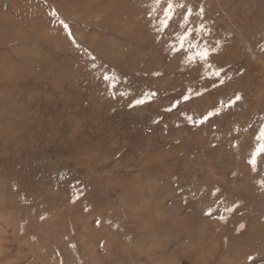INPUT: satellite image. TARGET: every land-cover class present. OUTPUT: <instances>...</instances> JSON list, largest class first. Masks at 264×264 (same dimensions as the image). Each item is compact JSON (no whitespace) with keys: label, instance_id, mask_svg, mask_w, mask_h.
Segmentation results:
<instances>
[{"label":"rangeland","instance_id":"obj_1","mask_svg":"<svg viewBox=\"0 0 264 264\" xmlns=\"http://www.w3.org/2000/svg\"><path fill=\"white\" fill-rule=\"evenodd\" d=\"M171 3L0 0V264L113 257L154 231L188 245L174 264H264V0ZM123 196L194 237L115 219Z\"/></svg>","mask_w":264,"mask_h":264},{"label":"bare ground","instance_id":"obj_2","mask_svg":"<svg viewBox=\"0 0 264 264\" xmlns=\"http://www.w3.org/2000/svg\"><path fill=\"white\" fill-rule=\"evenodd\" d=\"M133 199L135 200L125 198L124 196L118 198V200L115 202L114 208L112 209L115 219H119V217L121 216V214H119V208L127 217L126 220L128 221L133 220L138 216L140 217L141 221V219L144 217L145 221L143 220L141 223L145 222L144 224L145 226L147 225L146 227L156 222H160L162 219H169L173 216V210L170 208L161 209L160 206H156L153 208L152 203L145 198ZM117 206L119 208H117ZM168 219L163 222L165 224H162L168 226H175V224L182 225L179 233L181 238L189 239L191 237H194L193 235L196 231H194L193 233L185 220L175 219L173 221H169ZM157 236L158 233L155 231L150 236L140 234L143 242H141V240L139 239L134 244L135 252L131 251L128 253V249H121L119 250V252H117L118 255L113 257L108 256L107 258H100L94 250L88 249V247L86 248V260H84L82 263L76 262V264H174V257L176 256V254L186 252L189 249L188 245H185V247L181 246V248L169 251L168 246L160 241H156ZM149 240H153V243L148 244ZM144 242L146 243V245H148H142ZM87 244L88 242L83 240V245Z\"/></svg>","mask_w":264,"mask_h":264},{"label":"snow or ice","instance_id":"obj_3","mask_svg":"<svg viewBox=\"0 0 264 264\" xmlns=\"http://www.w3.org/2000/svg\"><path fill=\"white\" fill-rule=\"evenodd\" d=\"M172 7V3H171V0H169V8ZM171 17L169 16V19ZM165 24V27L167 26V21H164L163 22ZM189 36V33L188 32H185L181 37H179V41L181 42V47H183V40L186 39L187 37ZM195 47V45H193ZM197 55L201 58V59H207V56H208V50L205 49L204 51L202 52H198ZM222 70H216L214 72V75L216 76H220V72ZM222 82V81H221ZM189 97L188 96H185L183 97V99L187 100ZM240 99V96L237 95L235 97V100H239ZM144 101L141 99V100H137L135 101L134 103H143ZM235 101H232V103H234ZM173 107H175V104L173 105ZM213 115L212 112H209L203 119H208V116H211ZM200 121H197V123H199ZM256 140L257 141H260V143H258L257 147L253 150L252 152V158L249 160V163L252 164V165H255L257 160V156H259L261 153H264V124L260 125V129L259 131L257 132L256 134Z\"/></svg>","mask_w":264,"mask_h":264}]
</instances>
